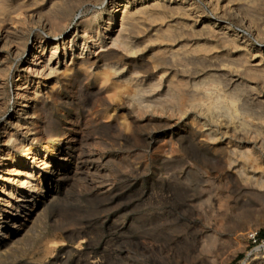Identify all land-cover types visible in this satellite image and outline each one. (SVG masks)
Segmentation results:
<instances>
[{"label": "bare ground", "instance_id": "6f19581e", "mask_svg": "<svg viewBox=\"0 0 264 264\" xmlns=\"http://www.w3.org/2000/svg\"><path fill=\"white\" fill-rule=\"evenodd\" d=\"M105 1L102 23L93 5ZM224 1L0 0V109L9 110V94L15 103L0 122V264H111L118 237L83 226L58 240L48 229L58 191L79 175L96 186L100 173L101 159L83 144L100 121L93 105L105 99L95 72L124 89L116 109L125 115L104 124L120 138L158 113L179 115L170 124L183 131L154 133V141L197 137L192 156L209 166L211 150L222 166L221 204L264 199V134L245 109L251 99L264 104V46L253 42L264 33V0ZM169 16L175 23L156 31L143 22Z\"/></svg>", "mask_w": 264, "mask_h": 264}, {"label": "rangeland", "instance_id": "374dc122", "mask_svg": "<svg viewBox=\"0 0 264 264\" xmlns=\"http://www.w3.org/2000/svg\"><path fill=\"white\" fill-rule=\"evenodd\" d=\"M110 5L107 1L93 5L103 13L102 23L109 19ZM172 18H144L143 22L156 31L170 22L174 24ZM176 19L183 20L180 16ZM238 30L246 33L247 26L239 25ZM253 38L255 46H264V33L256 32ZM93 80L102 85L105 99L93 105V114L100 121L83 144L86 154L101 159L96 162L100 173L93 176L96 186H90L79 175L66 189L58 191V203L48 210L54 215L48 225L50 238L70 240L65 228L78 230L83 226H91L96 237H118L109 247L111 264H264V248L255 249L264 242V224H257L258 215L264 211V199L249 200L244 195V205L233 201V197L221 204L216 198L222 166L211 150H205L214 155L207 159L205 154L209 166L198 164L192 156L198 154L197 137L171 139L168 135L154 141V133L172 131L176 135L183 131L180 124H170L179 115L158 113L152 123L126 127L120 138L104 124L125 115L122 109H116L124 89L96 72ZM9 95V110L0 109V122L15 106L14 97ZM246 103L252 128L264 134V119L259 117L264 116V104L260 107L252 99ZM2 147L0 131V152ZM250 231L256 234L243 236Z\"/></svg>", "mask_w": 264, "mask_h": 264}, {"label": "trees", "instance_id": "16d2710c", "mask_svg": "<svg viewBox=\"0 0 264 264\" xmlns=\"http://www.w3.org/2000/svg\"><path fill=\"white\" fill-rule=\"evenodd\" d=\"M262 236L264 237V232H262Z\"/></svg>", "mask_w": 264, "mask_h": 264}]
</instances>
